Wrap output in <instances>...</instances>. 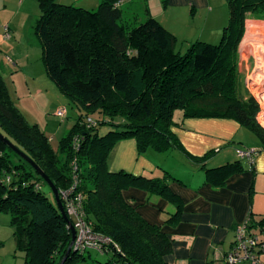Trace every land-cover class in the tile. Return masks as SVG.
Returning a JSON list of instances; mask_svg holds the SVG:
<instances>
[{
    "label": "trees",
    "instance_id": "trees-1",
    "mask_svg": "<svg viewBox=\"0 0 264 264\" xmlns=\"http://www.w3.org/2000/svg\"><path fill=\"white\" fill-rule=\"evenodd\" d=\"M34 1L40 16L33 30L48 78L80 116L59 151L54 150L11 100L0 57V133L54 183L65 212L62 192L72 188V164L77 161L79 184L73 196H82L92 232L111 243L83 253L73 246L65 264H168L172 241L124 196L131 188L163 194L166 184L158 178L111 172L112 148L127 139H134L140 152L179 146L172 131L176 110H182L185 119L233 120L255 133L264 146V131L256 122L259 107L239 72L246 20L249 14L264 16V0H227L230 18L220 41H195L184 55L176 51L174 35L152 16L127 30L116 6L124 0H100L95 11L58 0ZM104 124L119 129L100 135L97 130ZM240 171L238 162L205 169L217 185ZM42 183L33 168L0 140V212L8 213L13 228L27 234L24 264H60L71 244L69 226ZM248 218L251 221V215ZM90 251L113 256L95 262L86 256Z\"/></svg>",
    "mask_w": 264,
    "mask_h": 264
},
{
    "label": "crops",
    "instance_id": "crops-1",
    "mask_svg": "<svg viewBox=\"0 0 264 264\" xmlns=\"http://www.w3.org/2000/svg\"><path fill=\"white\" fill-rule=\"evenodd\" d=\"M160 2L162 6L154 7L158 14L153 13V2L150 0H125L120 9L132 11L135 15L145 13L146 17L150 15L159 22H162L160 18L168 14L177 23L181 13L185 14L191 8L200 13V19L190 27V32L169 31L176 40L191 35L195 39H192L190 45L195 41L211 44L220 41L226 26V14L219 4L224 0ZM78 3L92 10L85 5V1L78 0ZM140 4L142 8L138 10ZM25 5H29L32 10V13L26 14L25 21L34 18L37 21V2L19 1L20 8ZM188 15L191 17L189 12ZM35 23L31 28H34ZM3 24V37L7 27L11 40L12 35H17V40L13 41L14 47L22 46L18 42L19 31L13 27L12 20L4 21ZM27 35L30 36V32ZM1 59L2 69L5 64L7 67L18 64L13 59L11 63H4V57ZM180 120V124L177 123L172 129L179 146L160 153L169 161L176 156L174 164L162 167V176L150 161L154 153L149 154V157L146 155L148 161L144 160L142 166H139L140 151L134 139L123 140L115 145L108 161L109 168L111 172L122 171L148 179L158 178L166 184L163 194L131 188L124 192V196L146 221L161 226L172 241V252L166 257L168 264H225L224 258L235 241L236 229L250 215L252 223L257 219L264 220V146L259 138L261 144L244 132L246 128L233 120ZM250 150L257 151L252 159L239 156V152ZM167 153L171 154L168 156ZM203 158L206 160L199 161ZM234 162L239 163L242 171L230 175L224 184L212 183L205 172L206 168L215 169Z\"/></svg>",
    "mask_w": 264,
    "mask_h": 264
},
{
    "label": "rangeland",
    "instance_id": "rangeland-1",
    "mask_svg": "<svg viewBox=\"0 0 264 264\" xmlns=\"http://www.w3.org/2000/svg\"><path fill=\"white\" fill-rule=\"evenodd\" d=\"M19 1L20 0H0V57H4V63L5 61L7 62L8 58L18 62L17 66L9 65L10 67H7L6 64L5 66L3 65L2 76L14 105L22 113L29 124L37 125L38 128L48 137L52 148L56 151H59L61 140L71 131L78 120L80 113L76 107L60 93L56 85L48 78L42 58V49L37 37L34 34L33 28H31V25H33L36 20L34 18L25 21L27 18L26 14L32 13V10L30 9L29 5H25L23 8H20ZM58 1L62 4H75L81 7V4L78 3V0ZM83 1H85V5H87L88 8H92V11L97 10L99 5L98 0ZM150 1L153 2V13L158 14V12H156V8L154 7L162 6L160 0ZM5 4H7L6 8L3 7ZM219 7H221L223 12L226 14L224 21L225 25H227L230 18L227 0L221 2ZM141 8L142 5L140 4L138 10ZM195 11L196 10L189 8L188 11H185L187 14L181 13V15L178 17L179 20L177 23H175L174 20L171 19L170 15L167 14L164 18H160L162 21L160 23L165 25L168 31L190 32V27L195 25L198 22V19H200V13L198 11L196 13ZM188 12L191 17H188ZM37 14V17L39 18V7ZM146 18L147 17L145 13H138L135 15L132 13V11L128 12V10L125 9L122 11L121 24L126 27L127 30H130L135 27L137 23L144 21ZM8 20H12L13 27L19 31L20 35L18 37V42L22 43V46L19 48L17 45L16 47L13 45V41L17 40L16 34L12 35V40L11 37L9 39L3 37V23L4 21ZM248 27L250 28L248 29ZM256 28L257 30L264 29V16L249 14L248 19L246 20V28L243 36L244 45L247 44L245 42H247V38L249 36L251 39H257L256 41L262 40V38H260L261 36L252 38L254 36L253 34H255L254 32L256 31ZM27 32H30V36L27 35ZM192 39L195 38H192L191 35L181 36L180 39H177L176 51L181 55L187 53L190 47L189 43L193 41ZM243 41L239 45V50L242 51V55L240 56L239 72L241 73L242 81L245 83L248 76H250V73L255 69L256 61L254 60V57H256V46H258L259 43H255L254 48L251 49L249 45L245 48V46H243ZM60 108H65L67 110V114L64 117H60L57 114V111ZM182 115V110H176L173 114V121L180 124V118H182ZM97 117V115H90L89 118L96 119ZM107 119L108 118H106V121ZM115 129L117 130L119 128L110 127L107 124H104L100 126L97 131L100 135H105L108 133V131ZM244 130L245 133L247 132L246 134L253 137V139L260 143L255 133L249 131L248 129ZM153 153L154 156L151 155L150 161L158 170H160V176H162L164 172L162 167H165V165L168 166L169 164H174L176 156L169 161L166 159V156L160 155V153L163 152H156L152 149H147L146 151L139 153L140 155L138 160L139 164L141 163L139 166H142L144 160L148 161L146 155L149 157V154ZM155 153L157 155H155ZM167 154L169 156L171 153ZM14 163L19 164L18 159L14 158ZM73 164H77V161L74 160ZM42 189L56 205L53 193L49 186L46 183H42ZM253 217L256 218L255 215ZM258 222H260L258 219L253 221L249 232L252 236L259 240V245L256 247L257 252H259L258 260L261 264H264V220L262 226ZM27 241L28 238L26 232L22 228H13L11 225V216L6 212H0V264H24V249L27 246ZM88 254L91 255L95 262L100 263L105 262V260L112 258L113 256L112 253L101 255L96 251H90V253H87L86 256ZM79 264L97 263L87 261L80 262Z\"/></svg>",
    "mask_w": 264,
    "mask_h": 264
},
{
    "label": "built area",
    "instance_id": "built-area-1",
    "mask_svg": "<svg viewBox=\"0 0 264 264\" xmlns=\"http://www.w3.org/2000/svg\"><path fill=\"white\" fill-rule=\"evenodd\" d=\"M118 3L116 6L120 7ZM246 28V27H245ZM253 34L252 38H257L258 35L261 36V41H255V39L247 38V43L243 46L249 45V47L254 48V44L259 43L257 48L256 57L254 60L256 61L255 69L250 73V76L245 81V87L249 93V95L256 101L259 110L256 115V122L258 126L264 131V31L256 30ZM11 37L8 28L4 29V38L9 39ZM241 41V42H242ZM240 56L242 55V51L239 50ZM9 63L12 62V59L7 60ZM57 114L60 117H64L67 114V110L65 108H60L57 111ZM90 126H95L96 123L93 121H89ZM257 154L256 150L250 151H242L239 152V156L242 158H250L254 157ZM73 172H74V182L72 188L67 191L62 192V198L64 200L66 213L69 217L72 218L74 226L76 230V240H75V250L83 253L86 250L90 249H99L101 246L108 245L111 243V240L106 237L97 236L92 232L91 224L87 222L85 213L82 209V196L75 195L73 193L78 187V166L77 164H73ZM251 223L248 218L242 225H240L236 229V237L235 241L231 247V249L225 255V264H261L258 260V252L256 247L259 245V240L252 236L249 232V224Z\"/></svg>",
    "mask_w": 264,
    "mask_h": 264
},
{
    "label": "water",
    "instance_id": "water-1",
    "mask_svg": "<svg viewBox=\"0 0 264 264\" xmlns=\"http://www.w3.org/2000/svg\"><path fill=\"white\" fill-rule=\"evenodd\" d=\"M0 140L6 144L15 154H17L22 160H24L26 163H28L33 170L39 175V177H41L44 182L49 186V188L51 189L54 198H55V202H56V206L59 210V212L61 213L62 217L64 218V220L66 221V223L69 226L70 232H71V244L67 250V253L64 257V259L61 261L60 264H65L66 260L68 259L72 248L74 246L75 240H76V230L74 228V226L72 225V223L70 222V220L68 219V216L64 210V206L60 200V195H59V191L56 188V186L54 185V183L49 179V177L39 168V166L30 158L28 157L25 153H23L22 151H20L14 144H12L6 137H4L1 133H0Z\"/></svg>",
    "mask_w": 264,
    "mask_h": 264
},
{
    "label": "bare ground",
    "instance_id": "bare-ground-1",
    "mask_svg": "<svg viewBox=\"0 0 264 264\" xmlns=\"http://www.w3.org/2000/svg\"><path fill=\"white\" fill-rule=\"evenodd\" d=\"M255 25V24H254ZM259 25V24H258ZM262 26V25H261ZM253 27H255V26H253ZM258 27V26H257ZM250 27H248V29H249ZM262 28V27H261ZM252 30V29H251ZM256 30H257V28H256ZM264 30V29H263ZM252 34V33H251ZM258 37H260V36H258ZM261 38V37H260ZM251 39V38H250ZM257 40V39H256ZM255 40V41H256ZM255 45V44H254ZM248 46V45H247Z\"/></svg>",
    "mask_w": 264,
    "mask_h": 264
}]
</instances>
